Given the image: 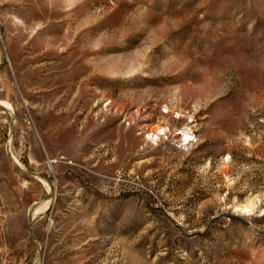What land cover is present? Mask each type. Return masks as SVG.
<instances>
[{"label": "rangeland", "instance_id": "obj_1", "mask_svg": "<svg viewBox=\"0 0 264 264\" xmlns=\"http://www.w3.org/2000/svg\"><path fill=\"white\" fill-rule=\"evenodd\" d=\"M0 264H264V0H0Z\"/></svg>", "mask_w": 264, "mask_h": 264}]
</instances>
